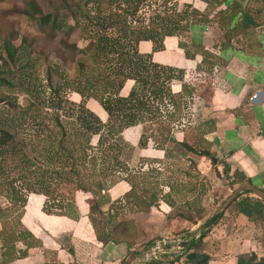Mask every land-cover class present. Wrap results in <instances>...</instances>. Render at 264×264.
<instances>
[{
    "label": "trees",
    "instance_id": "trees-1",
    "mask_svg": "<svg viewBox=\"0 0 264 264\" xmlns=\"http://www.w3.org/2000/svg\"><path fill=\"white\" fill-rule=\"evenodd\" d=\"M147 1L149 0H49L52 12L43 13L31 0L28 9L21 14L39 24L42 37H22L18 45L16 44L18 34L13 23L0 24V50L6 55L5 59L0 54V85L10 89L18 88L19 91L34 97L22 110L15 107V101L0 98V103L6 101L7 105L14 109L17 121H20V124L22 122L27 124L31 129L29 140L20 139L18 134L11 130L16 127L13 122L15 119L11 118L12 124L7 122L10 116L0 120V195L6 197L11 207L24 210L30 195H40L45 199L44 211L48 212L47 214H50L49 209H52L73 219L70 214L73 208L66 209L64 206H75L74 195L79 192L90 195L94 199L92 205L98 206L97 190H104L111 178L119 174L121 142L124 143L123 132L144 122L156 125L157 129L153 130L154 133H158L156 139L160 137L162 142H170L179 149L183 148V153L191 152L199 157L212 159L209 152L194 150L185 142L178 143L172 138L170 126L173 121L169 107L172 106L175 110L177 105L173 100L170 84L173 80L182 81V72L178 71L175 75L173 68L152 65L151 56L140 54L138 44L149 41L153 45V52L162 51L164 40L168 37H178V32L183 31L185 27L180 28L177 24H171L174 21L170 22L169 17L164 14L163 16L154 14L149 20H140L137 23V15ZM202 1L206 5L211 1L216 6L222 5L220 0ZM191 8V5H186L182 17L190 14ZM59 10L65 11L73 24L59 18L56 15ZM240 10L241 7L234 4V7L224 15L221 28L228 26ZM178 12L173 8L171 14ZM242 15L244 17L241 21L244 25L249 19ZM237 29L239 30V27L235 26L234 30L238 31ZM75 30H79V37L87 41L84 47L70 41L69 37ZM60 32L63 36L55 45L54 40ZM231 38L230 36L226 39L228 44ZM182 49L187 58L193 57L185 47ZM33 53L43 55L46 53V57L51 53L63 67L75 65L76 78L70 80L60 73L62 82L52 85L51 73H58L60 68H55L52 72L48 66L46 75L52 91L41 98L36 88L34 92L29 88L32 86L30 83L32 80L27 79V71L33 67L36 60L32 56ZM87 54H90L92 67L87 66L85 60H80ZM10 67L14 68L13 71ZM6 73L10 75L9 78L4 76ZM125 81L134 82V87L127 95V84L123 88ZM67 91L76 93L75 95L81 99L76 114L75 110H71L70 114L62 112L66 103L64 94ZM88 100H93L97 106L94 103L90 109L85 104ZM42 109L51 112L40 118ZM45 120L49 124H44ZM155 136L152 134V138ZM150 169L152 174L155 170ZM91 172L98 176L94 184L89 180ZM116 176L120 178V175ZM131 189L135 188L132 186ZM169 194L160 195L163 202L172 207L175 203L169 199ZM143 199L144 201H139V204L147 206V209L159 202V199L153 197ZM236 203L238 213L248 220H253L252 218L257 216L262 217L264 214V201L244 198ZM220 215H216L203 226L198 238H192L183 244L186 247V255L189 249L191 251L192 247L205 236V231ZM178 216L187 224L193 221V218L187 217L186 214ZM20 219L12 226L13 235H4L9 239L3 240L2 248L5 251L2 253L1 264L25 258L26 249L32 247L26 243V239L32 237L29 232L15 231ZM196 222L192 224L196 225ZM180 233L189 237L188 229H182ZM108 238L104 244L130 242L128 237L119 240ZM18 242L26 243L28 247L25 250L19 249L16 247ZM151 244L152 241L147 242L146 247ZM175 261L176 258L147 264H165L164 262L175 264ZM187 261L188 259L182 264Z\"/></svg>",
    "mask_w": 264,
    "mask_h": 264
},
{
    "label": "rangeland",
    "instance_id": "rangeland-1",
    "mask_svg": "<svg viewBox=\"0 0 264 264\" xmlns=\"http://www.w3.org/2000/svg\"><path fill=\"white\" fill-rule=\"evenodd\" d=\"M29 1L31 0L0 1V24L13 23L14 30L18 34L17 45L22 37H42L39 24L35 21H30L21 14V12L28 9ZM32 1L40 7L43 13L52 12L49 0ZM190 2L149 0L137 15V23L140 20H149L154 14H160V16L164 14L169 17L170 22L174 21L171 24H177L180 28L185 27L183 31L178 32L181 42L179 48L182 49V47H187L191 44L192 48L187 47L186 50L190 53L192 52V54L198 53L203 49L202 43H204V37H206V42L210 45L216 43L214 38L211 42L208 40L207 36L210 33V24L208 25L204 21V14L210 15L213 10H216V5L211 1L209 5H206L205 9H201L202 4L199 0H192ZM189 4L192 6L190 14L187 13L186 17H182L183 9ZM113 8L116 10L115 7ZM173 8H176L179 12L172 15L171 11ZM198 8L202 13H199ZM56 15L59 18H64L68 24H73L65 11L59 10ZM213 15L216 16L215 14L210 16V18H213L211 19V23L215 24L218 18ZM62 36L63 33L60 32L59 36L54 40L55 45L58 44ZM69 38L71 42L76 43L79 47H84L87 43L85 38L79 37V30H75ZM0 54L6 59L5 53L1 52V50ZM49 54V57H46V53L44 55L33 53L32 56L36 60L33 67L27 71V79L32 80L30 81L32 86L29 88L33 92L35 91L34 88H36L41 94V98L47 96L52 91V88L48 86L49 82L46 75L48 66L51 67L52 72H54L55 68H60L58 73H51L52 85L62 82L59 77L61 76L60 73H63V76L70 78V80L76 78L77 75L75 65L70 64L63 67L53 54ZM80 60H85L87 66H93L90 54L82 56ZM150 63L160 66L152 62L151 57ZM13 69V67H10V70L13 71ZM173 74L177 75L178 71L175 70ZM4 76L10 77L8 73ZM125 84H127L128 89L127 95L134 87V82L125 81L123 88ZM206 93V91H202L200 94V97L202 96L201 99H203ZM75 94L71 91H67L64 94L66 103L64 104L63 113L67 112L70 114L71 110H75V114L78 112L77 107L81 99ZM185 94H173V100L177 108L171 111V121L173 123H171L170 130L172 138L178 143L185 142L194 150L209 152L212 159L199 157L191 152L183 153V148L179 149L170 142H162L160 137L156 139L158 133L153 132V130L157 129L156 125L144 122L123 132L122 138L124 143L121 142V166L118 170L119 174H116L120 175V178L118 179L116 175L113 176L104 190H97L98 206L92 205L94 204V199L90 195L81 192L74 195L75 206H64L66 209L73 208L70 212L73 219L79 218L77 206H85V210L82 211L88 212L89 225L96 239L103 244L108 237L113 240L128 237V240H130L128 244L133 243L135 245L132 250H137L140 253V257L137 258L140 260L139 264H144L148 261L146 257H143L147 242H153L155 238L160 236L166 237L170 241L184 240L180 238L185 235L179 231L183 225L182 219L178 215L186 214L187 217L193 218V221L188 222L186 226L189 229L194 228V230H198V226L204 220L225 205V202L234 194L238 187L247 183V180L242 176L231 172L225 159L213 149L212 138L208 134L209 124L207 123L212 116V110L210 111L209 109V112L206 108L201 110V106L204 104L202 100H199L198 97L194 100L191 95ZM4 97L7 101H15V107L21 110L28 106L30 99H34L33 96L28 95L24 91H19L18 88L10 89L0 85V98ZM85 104L91 109L90 106L92 104L96 105V102L88 100ZM15 111L20 112V110ZM49 112L51 111L42 109L40 118ZM1 113L3 115H0V120H4L7 116H10L7 122L12 124L11 118L15 119L13 122L16 124V127L11 130L17 133L20 139L25 138L29 140L31 129L27 124L23 122L20 124V121H17L14 109L10 108L6 101L0 103ZM64 115L69 116L68 114ZM104 120H106V117ZM47 123L48 121L45 120L44 124ZM152 134L156 136L152 138ZM150 168L155 170L152 174H150L152 170ZM89 180L94 184L98 180V176L91 172L89 173ZM114 182L118 183L112 186L109 185V183ZM132 186L135 188L134 190L131 189ZM171 187L172 189H170ZM160 194L162 196L169 194V199L173 200L175 205L172 207L166 205ZM143 197L146 200L148 197L157 198L159 202L147 209V206H140L139 204V201H144ZM244 198L260 200L252 192L249 193L248 190H242L235 200H243ZM41 199H36L34 195H30L25 206H43L42 212L46 215L63 216L64 213L60 214L59 211L52 209H49L50 214H47L48 212L44 211L45 199L43 197ZM235 200L218 213L221 215L205 231L203 241L195 247L194 250L201 253L195 255V258L200 260V262L204 260L207 264H232L236 260L235 264L239 262V264H264V214L262 217L257 216L252 218L253 220H248L244 216L239 215ZM22 211L21 209L11 207L6 197L0 195V245L3 243V240L7 241L9 239L8 237H4V235H13L14 230L12 226L19 221L23 213ZM195 221H197V224L193 225L192 223ZM121 224H124V226H121ZM172 226L173 228H171ZM202 228L203 226L200 227V230ZM16 230L17 233L21 232V230L27 231L21 221ZM197 232L194 231V234H197ZM34 245H36L35 242L32 247ZM18 246L22 250L28 247L27 244ZM176 247L173 250L170 249V251H175L177 254ZM170 254L175 256L173 255L174 253ZM166 256L169 255H163L161 259L163 261L168 260L169 258ZM174 258H176V263L180 262L178 255ZM141 259L144 262L141 263ZM164 263L166 264V262Z\"/></svg>",
    "mask_w": 264,
    "mask_h": 264
},
{
    "label": "crops",
    "instance_id": "crops-1",
    "mask_svg": "<svg viewBox=\"0 0 264 264\" xmlns=\"http://www.w3.org/2000/svg\"><path fill=\"white\" fill-rule=\"evenodd\" d=\"M179 1L191 3L192 0ZM199 1L201 9H205V2ZM220 2L222 5L216 6V10L210 15L204 14L205 20H208L206 24H210L207 37L210 42L214 38V45L207 43L204 37L203 49L193 54L187 50L193 56L187 58L184 50L179 48L181 42L178 36L166 38L162 51L153 52V45L149 41L140 42L138 51L142 55L151 54V60L155 64L182 72L183 80H173L170 84L172 94L186 93L194 100L198 97L204 103L201 110H212L207 123L214 151L225 159L231 172H236L247 180L246 184L264 192V0ZM234 4L239 5L241 10L228 26L221 28L224 15ZM212 14L218 18L215 24L211 23ZM242 14L249 19L244 25L241 21L244 17ZM235 26L239 27L238 31L234 30ZM230 36L232 38L228 44L226 39ZM187 47H191V44ZM187 47L185 46L186 49ZM202 91L207 92L203 99L200 97ZM34 196L36 199L43 197ZM42 208L43 206L24 207L20 221L32 236L26 243L33 245L35 242L36 245L26 249L25 258L8 264L140 263L137 259L140 253L132 250L135 247L133 243L103 244L96 239L89 225L88 212L82 211L85 206H77V219L46 215ZM182 225L179 231L188 229L189 239L198 238L202 229H189L184 220ZM194 231H198L197 234ZM204 238L205 236L198 244ZM2 244L0 264L5 251ZM23 244L18 242L16 247ZM198 244L191 251L189 249L186 257L176 264H182L187 259L185 264H207L204 260L200 262L195 258V255L201 254L194 250ZM142 262L144 261L141 259Z\"/></svg>",
    "mask_w": 264,
    "mask_h": 264
},
{
    "label": "built area",
    "instance_id": "built-area-1",
    "mask_svg": "<svg viewBox=\"0 0 264 264\" xmlns=\"http://www.w3.org/2000/svg\"><path fill=\"white\" fill-rule=\"evenodd\" d=\"M169 110L173 111L174 108L170 106ZM180 238L184 240L170 241L168 240V238L160 236L159 238L155 239L150 246L145 248L143 257H146L148 259L147 263H150L152 261L162 260L161 257L163 255H169V256H166L167 258H169L168 260L175 259L174 257H176V255H178V258L180 259L185 258L186 257V247L183 244L188 242L190 239L187 238L186 236L180 237ZM175 247L177 248V251H178L177 254L175 253V251L173 252L170 251V249L173 250L175 249ZM170 253H174L173 255L175 256H172V254Z\"/></svg>",
    "mask_w": 264,
    "mask_h": 264
},
{
    "label": "water",
    "instance_id": "water-1",
    "mask_svg": "<svg viewBox=\"0 0 264 264\" xmlns=\"http://www.w3.org/2000/svg\"><path fill=\"white\" fill-rule=\"evenodd\" d=\"M215 161V159H214ZM242 190H249L251 191L255 196H257L261 201H264V192L258 190L257 188H255L254 186H252L251 184H244L240 187H238L234 194L232 196H230V198L225 202V205L221 208V209H217L215 211L214 214H212V216H209L206 220H204L202 222V224H200V226H198V229H200V227L204 226L208 221H210L212 218H214L225 206L231 204L232 202H234V200L236 199V196L242 192Z\"/></svg>",
    "mask_w": 264,
    "mask_h": 264
}]
</instances>
